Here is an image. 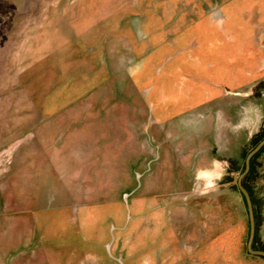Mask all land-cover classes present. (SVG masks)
<instances>
[{"label":"rangeland","instance_id":"374dc122","mask_svg":"<svg viewBox=\"0 0 264 264\" xmlns=\"http://www.w3.org/2000/svg\"><path fill=\"white\" fill-rule=\"evenodd\" d=\"M146 1L149 4L144 0H0V264H103L109 255L113 264H131L127 261L132 253L128 254L126 244H135L137 253L132 264L142 260L143 250L154 253L150 249H154L157 234L146 208L136 210L130 196L113 205L117 208L113 214V207L105 200L119 192L104 184L105 194L95 193L96 188L101 190L99 181L104 169L99 165L101 160L92 158L94 150L88 161L90 177L88 172L86 178L77 175L73 189L69 188L66 154L74 145L88 151L92 143L97 144L95 136L106 143L108 135L116 134L117 143L121 129L135 126V118L148 113L164 129L203 138L198 124L204 112L202 106L192 104L186 110L183 103H178L171 117L158 116L160 109H173L171 102L161 96L158 84L181 77L180 71L173 69L180 55L177 49L169 54V60L152 63L149 78L143 82L135 79L136 63L122 68L118 53L125 51L127 63H132V47L138 41L128 24H133V30H144L141 20L149 10L166 5V0ZM168 3L179 8V0ZM119 22L128 26L126 38L118 31ZM259 58L264 66V52ZM186 71L182 85L170 87L166 95L172 97L169 93L175 88L183 95L208 86L203 81L210 80L208 76L194 69ZM166 72L170 74L168 79L164 78ZM254 89H234L237 97L233 121L241 113V106L250 102L264 112V101L245 96L250 90L255 93ZM259 91L264 95V90ZM126 97L141 102L140 108L137 106L140 110L132 111V118L117 120L116 114L131 111ZM241 119L253 117L244 112ZM255 119H260L259 113ZM240 135L246 140L249 134ZM252 146L245 145V152ZM139 152L142 162L135 167L136 172L144 169L143 156L149 151H137L136 156ZM192 153L198 161L210 162L203 166L206 168L189 167L188 190L184 194L166 195L167 221L172 225H197L201 231L192 230L184 237L200 239L204 255L217 256L214 264H264V258L246 250L247 207L236 186L244 156L231 167L224 160V152ZM230 153L238 152L232 149ZM30 156L33 165L21 171V160ZM187 157L189 163L193 161L190 154ZM57 163L61 166L57 167ZM253 165L254 176L248 184L260 221L256 239L264 245V149ZM204 170L208 171L201 172ZM198 172L201 178L195 179ZM7 178H11L13 194L3 193L9 183ZM143 179H148V174ZM64 183L70 194L61 188ZM89 188L95 194L78 193ZM85 209L94 213L91 222L86 219ZM218 238L219 245L212 248L211 239ZM121 243L125 246L117 250ZM155 259V264H168Z\"/></svg>","mask_w":264,"mask_h":264},{"label":"flooded vegetation","instance_id":"af4514ba","mask_svg":"<svg viewBox=\"0 0 264 264\" xmlns=\"http://www.w3.org/2000/svg\"><path fill=\"white\" fill-rule=\"evenodd\" d=\"M155 1L163 2V0ZM168 1L169 0H166V5H162L159 9L149 10V14L143 17L141 23L144 25V30H141L138 27H135L133 30V24H128L138 39L135 46L132 47L135 52L134 61L132 63H127L129 58L127 55L125 56V51L119 52V57H117L120 61L123 60L121 64L122 68L125 67L124 69H128L130 65L136 63L135 79L143 82L142 79L149 78L150 70L153 69L152 63L169 60V54L174 49H177V53L180 55L178 54L179 56L173 69L180 71L179 73L181 77H179L178 81L165 80V82L160 81L158 84V88H161V96H164V98H167L171 102V107H173V109L172 111L169 110V112H166V110L164 112V109H160L158 116L171 117L174 108L178 103H183L186 106V110L187 108H190L192 104L202 106L204 112L201 115V121H199L198 124L201 129V134H203L201 135L203 138L196 139L192 134L183 132L178 133L170 129H164V127L159 126L158 119L154 118V116L149 117V113L143 115L144 117L142 118H135L134 129L137 138V147L139 148L138 150H146L149 152L143 156V158L146 159L145 167L141 172H136L135 170V167L138 168L140 162H142V159L140 161L141 153L139 152L135 157L134 166L132 167V184L129 189L120 196V201H122V198L126 201L130 196L136 198L140 194V191L147 180H162L165 171H167L166 175L170 173V170L167 167L169 164L168 161H175L178 159L180 152L183 153L184 151L185 153L182 154L184 156H188L189 154L192 156L191 159H193V161L191 163H193V165L190 164L192 166H189L192 168H195L196 164L198 166H207L210 162V159H208L207 162H204L201 157L199 158L201 159L199 161L194 158L195 156L192 152L198 150L212 153H215V151L217 153L218 151L219 153L224 152V154H226L224 160H226L229 166L234 163H236L235 166H237V160L243 156L245 160L246 154L262 140H258V138L260 135L264 134V123L260 124L258 130L255 128L254 132H252L251 135H248L246 140H244L243 137L241 138L240 134L236 137L235 135H230L229 131V125L233 122L235 114V100L237 94L234 89L253 86V89L255 88V93H253V90H250L245 96L254 100L264 101V95L259 91L264 90V75L261 76L264 66L259 58L262 52H264V38L260 39L257 37L253 40V46L258 45L259 52L256 53L253 47L249 49L248 47L243 46L245 53H242L240 49V39L235 36L234 33L224 30L226 20L222 9L220 8V0H179L181 3H179V8H177L176 5H170ZM144 3L147 4L148 1L144 0ZM118 24V31L122 32V38H126L128 27L126 26V22L124 24L119 22ZM233 25L235 24L233 23ZM219 46L229 47L232 50L234 48L235 53L228 56L219 55L215 53L214 50L215 47ZM181 54L185 55L181 56ZM223 57L225 60H229L226 65L222 61ZM186 69H194L208 76L210 80H203L208 86L204 85V88L202 87V89L196 93L191 89V92L183 95L177 92V88H175L170 90L171 92L169 91V94L173 95L172 97L166 95V92L170 87L178 86V84L182 85V82L185 79L183 75L187 72ZM169 75V72H166L164 78L168 79ZM125 100L131 104V111H127V113L131 114L132 111L137 113L140 110L137 109V106L140 108L141 102H136V99L134 100L133 97H126ZM134 106L135 110H132L134 109ZM255 142L256 144L254 147L245 153V145L253 144ZM232 149L233 151L238 152L237 155H231L230 151H232ZM212 153L210 154L214 158V154L212 155ZM146 156H149V158ZM189 167L185 170L188 179L187 185L183 187L185 188L184 191L177 192L179 194H184L188 190L190 176ZM248 172L249 170L247 173ZM145 174H148V179L146 180L143 179ZM246 174L243 177H245ZM240 195L244 198L241 192ZM163 199L164 201L161 202L163 205L161 206L163 208L162 211L159 214L156 213L155 215H149L152 221L151 225L153 227L157 226L156 228H153V232L158 236H155L156 240H154V244L152 243L154 249H150L153 250L154 253L150 254L148 251L149 249L143 250L144 257L138 262V264H155V258H159L163 260L164 263L168 264H205V262L206 264H214L215 260L218 262L217 256L204 255V245L199 244L200 239L191 238L187 240V238L184 237L185 235H189L188 232L192 230H195L196 232L201 231L197 225L195 226L194 223H178L172 225L167 221L165 214L166 206L164 207V205H168L169 202H167L164 197ZM104 200L105 199H102L101 202L112 201L115 200V198ZM111 206L113 207L114 214L116 207L113 205ZM146 210L148 211V209ZM147 213H149V211ZM92 214L94 213L90 212V221ZM87 221L90 222L89 220ZM259 223L255 224L254 220V236L251 248L255 251H264V245L258 244L256 239ZM195 235L198 234L196 233ZM211 241L212 248L219 245V238L216 240L211 239ZM126 245L128 254L132 253L129 255V260L127 262H131L132 264V262L135 261V253H137L135 251V244ZM124 246L125 244H118L117 250L122 249ZM187 247L189 248L187 249ZM246 250L254 257L264 258V256L260 254L250 253L247 249V243ZM158 262L160 263V261ZM103 264H113V259L110 255L107 257V261L104 260Z\"/></svg>","mask_w":264,"mask_h":264},{"label":"crops","instance_id":"0c3cea01","mask_svg":"<svg viewBox=\"0 0 264 264\" xmlns=\"http://www.w3.org/2000/svg\"><path fill=\"white\" fill-rule=\"evenodd\" d=\"M220 8L224 14L226 25L224 30L234 33L240 39V49L242 53H245L243 48L246 46L249 49L253 47L255 52H259V46H253V40L258 38H264V0H220ZM233 23L235 25H233ZM239 32V34H238ZM244 46V47H243ZM215 53L228 56L235 53L233 48L230 49L229 47L219 46L214 48ZM228 58V57H227ZM223 63L226 65L229 60H225L223 57ZM226 67V66H224ZM114 115L109 117L111 119ZM114 117L120 119H128L132 118L129 113H119L116 114ZM130 123L129 121H127ZM127 125V124H126ZM123 124H121V128ZM135 126L132 127L128 126L125 129H121L119 141L114 143L115 136L108 135L109 138L106 140L107 142L104 143L101 138L94 137L96 139L97 144L90 145L87 149H79L75 145L69 149L70 152L67 151V160L69 166V188L73 189V185L77 182V175H82L83 178L85 173L88 172L87 177H90L89 168L91 164H88V161L91 158L93 150L95 153L93 154L92 158L101 160L99 161V165L104 169L103 174L101 176V180L99 181V188L95 189L96 194H105L104 193V184H110V190L116 189L118 190L119 194L115 198V200L109 201V205H117L120 204V196L125 193L132 184V167L134 166L135 156L137 151H139L137 147V138L135 135ZM117 128V129H118ZM93 136V135H91ZM102 137V136H101ZM91 138V137H90ZM100 139V140H98ZM37 150V149H36ZM80 151V152H79ZM182 151V150H181ZM89 152V154L87 153ZM96 152H100V155H96ZM183 153L180 152L178 159L175 161H168L169 164L167 167L170 170V173L166 175L167 171L164 172L162 176V180H147L144 187L141 189L140 194L134 198L133 204L135 205L136 210H140L143 207L148 209L149 215H155L156 213L159 214L162 211L163 206L161 204L162 197L166 198L167 194L170 193H177L178 191H184V186L187 185V173L186 169L189 166H192L193 163H189V158L187 156L182 155ZM193 159H191L192 161ZM88 164V165H86ZM192 164V165H190ZM29 165H33V158L31 156L26 158L25 160H21V171L22 168H27ZM35 165V163H34ZM57 167H60V163L56 164ZM204 165H195V167L202 168ZM53 167L54 164H53ZM206 168V167H203ZM208 170H204L201 172H207ZM9 180L8 186H5L3 189V193L5 194H13L12 192V185H11V178H7ZM15 179H19L20 177H16ZM57 182L60 183V179L58 177ZM66 184L64 183L61 188L64 189L66 194H70L68 192L69 188H66ZM58 192L60 191V187H58ZM77 191V188H75ZM73 192V194L75 193ZM14 193H17L16 191ZM78 193L82 194H93V189L78 190ZM94 193V194H95ZM168 202V201H167ZM167 207V204L164 207ZM117 209V208H116ZM85 214L87 220L90 221V211L85 209ZM116 213V212H115ZM91 222V221H90ZM157 227V226H156ZM154 226V228H156Z\"/></svg>","mask_w":264,"mask_h":264},{"label":"clouds","instance_id":"9594fccd","mask_svg":"<svg viewBox=\"0 0 264 264\" xmlns=\"http://www.w3.org/2000/svg\"><path fill=\"white\" fill-rule=\"evenodd\" d=\"M246 112L248 115L252 116L253 119L248 121H242L241 114ZM257 113L260 114V119H255ZM261 123H264V112H261L260 106L255 103H248L241 106V113H238L237 118L229 125V131L233 135H239L241 133L252 134V129H259ZM196 178L200 179L199 172L196 174ZM221 177H216V180H219Z\"/></svg>","mask_w":264,"mask_h":264},{"label":"water","instance_id":"95a60500","mask_svg":"<svg viewBox=\"0 0 264 264\" xmlns=\"http://www.w3.org/2000/svg\"><path fill=\"white\" fill-rule=\"evenodd\" d=\"M264 145V138L258 142L253 149H251L245 156V165H244V170L243 172L239 175L238 180H237V187L244 196L246 205H247V210H248V216H249V224H250V230H249V237L247 241V249L250 253L253 254H260L264 256V251H255L251 248V243L253 240L254 236V219H253V211H252V204L250 200V196L248 192L245 190V188L241 184V179L242 177L247 173L249 170V162L250 159L261 149V147Z\"/></svg>","mask_w":264,"mask_h":264},{"label":"trees","instance_id":"16d2710c","mask_svg":"<svg viewBox=\"0 0 264 264\" xmlns=\"http://www.w3.org/2000/svg\"><path fill=\"white\" fill-rule=\"evenodd\" d=\"M263 138H264V134L260 135V137L258 138V140L263 139ZM256 142L253 143V146L252 147H254V145L256 144ZM263 149H264V146L252 157V159L250 161V169H249V172L242 179V185L248 191V193L250 195V198H251V202H252V206H253V214H254L255 224H258L260 221L257 220L255 199L253 197L252 190H251L250 186L248 185V179H250V178H252V176H254V165H253L254 158L257 157Z\"/></svg>","mask_w":264,"mask_h":264}]
</instances>
